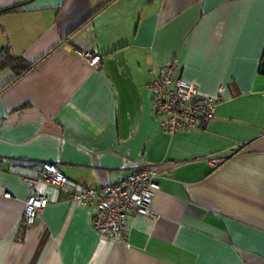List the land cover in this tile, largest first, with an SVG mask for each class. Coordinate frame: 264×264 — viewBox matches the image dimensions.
<instances>
[{"label": "crops", "instance_id": "1", "mask_svg": "<svg viewBox=\"0 0 264 264\" xmlns=\"http://www.w3.org/2000/svg\"><path fill=\"white\" fill-rule=\"evenodd\" d=\"M106 2L0 0L18 6L0 55L34 63L0 68V264H264V0ZM171 65L220 98L197 130L155 111L147 86ZM46 161L94 188L155 167L156 216L130 211L126 245L101 236L95 204L33 186ZM32 193L49 204L22 226Z\"/></svg>", "mask_w": 264, "mask_h": 264}, {"label": "built area", "instance_id": "2", "mask_svg": "<svg viewBox=\"0 0 264 264\" xmlns=\"http://www.w3.org/2000/svg\"><path fill=\"white\" fill-rule=\"evenodd\" d=\"M78 55L96 64L101 56L76 48ZM155 77L148 84L155 100V111L165 115V131L177 133L180 130H197L203 118L215 113L219 97L203 94L198 85L183 77L176 79L174 65L153 70ZM227 156L212 155L208 160L215 166L223 165ZM159 172L155 167H140L126 178L94 188L84 185H71L68 176L55 162H41L38 173L32 179L33 186L44 181L68 187L73 197L85 204H95V228L101 236L114 238L123 245L128 243V219L130 211L155 217L153 200L160 189L157 181ZM11 193L5 196L11 197ZM49 204V197L32 193L25 205L22 226L34 225L43 209Z\"/></svg>", "mask_w": 264, "mask_h": 264}, {"label": "trees", "instance_id": "3", "mask_svg": "<svg viewBox=\"0 0 264 264\" xmlns=\"http://www.w3.org/2000/svg\"><path fill=\"white\" fill-rule=\"evenodd\" d=\"M111 1L112 0H107L106 4H108ZM17 7L18 6H13L11 8L2 9V10H0V13L13 11V10L17 9ZM74 31H76V29L73 30L72 32H74ZM33 64H34L33 62H29L21 56L15 57V56H12L11 54H7L6 52H5V54L0 55V68L6 67V66H11V67L17 68L19 71V74L28 71L31 67H33ZM18 66H20V67H18ZM207 119L208 118H203L200 125H202V122H204Z\"/></svg>", "mask_w": 264, "mask_h": 264}, {"label": "water", "instance_id": "4", "mask_svg": "<svg viewBox=\"0 0 264 264\" xmlns=\"http://www.w3.org/2000/svg\"><path fill=\"white\" fill-rule=\"evenodd\" d=\"M260 70H261V73L264 74V57H263L262 62H261V68H260Z\"/></svg>", "mask_w": 264, "mask_h": 264}]
</instances>
